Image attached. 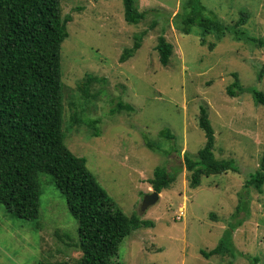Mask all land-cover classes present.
<instances>
[{
    "label": "rangeland",
    "instance_id": "374dc122",
    "mask_svg": "<svg viewBox=\"0 0 264 264\" xmlns=\"http://www.w3.org/2000/svg\"><path fill=\"white\" fill-rule=\"evenodd\" d=\"M187 2L136 0L147 18L133 26L122 0H61L63 16L73 17L61 48L65 144L86 159L117 208L153 223L121 243L115 264H264V186H245L264 155V106L253 99L254 91L264 92V0H202L205 14L226 27L223 38L198 26L182 33L176 22ZM141 33V48L120 63ZM162 34L174 47L167 67L156 49ZM232 74L241 87L233 97ZM89 75L97 81L85 88ZM120 102L131 110L113 114ZM201 107L214 130L215 157L233 160L238 172L203 177L193 189L184 158L196 160L205 145ZM157 168L177 180L143 211ZM40 183L38 219L15 218L0 204V264H76L82 257L79 224L64 195L51 175L41 174ZM240 204L244 221L232 233V253L204 258L230 230Z\"/></svg>",
    "mask_w": 264,
    "mask_h": 264
},
{
    "label": "trees",
    "instance_id": "16d2710c",
    "mask_svg": "<svg viewBox=\"0 0 264 264\" xmlns=\"http://www.w3.org/2000/svg\"><path fill=\"white\" fill-rule=\"evenodd\" d=\"M125 21L138 26L147 13L138 9L136 0H122ZM202 0H188L184 13L177 16L181 32L189 35L194 26L204 35L225 36L226 27L217 19L208 17ZM71 15L64 17L61 0H0V204L15 218L32 221L40 214V175L49 174L57 189L64 195L70 214L79 224V244L82 257L76 264H115L121 243L133 232L153 226L138 216L128 217L117 208L114 200L89 171L85 158L76 156L65 144L63 132V73L62 44L69 38ZM244 17L235 25L239 29ZM236 37L240 39L239 35ZM144 33L136 36L135 45L126 49L120 63H126L141 48ZM204 39L201 44H204ZM215 45H211L213 50ZM159 61L167 67L174 47L164 34L156 47ZM228 88L230 96L241 89L237 74ZM89 75L85 88L96 82ZM257 106H264V92L254 91ZM131 110L120 102L113 110L119 113ZM77 121V119H75ZM98 121L92 122L95 127ZM199 128L205 133L204 147L197 159L184 158L190 173V187L196 189L203 177L220 173L238 172L233 160H218L214 154L215 135L207 110L200 109ZM161 136L173 140L163 130ZM94 137H100L96 129ZM177 177L164 168L155 170L150 185L157 193L169 189ZM262 192L264 186V155L258 172L246 182ZM234 224L230 225L217 248L204 258L232 253L233 237L244 221L240 217L242 205L236 210ZM239 218L238 220L236 218ZM235 251V250H234ZM39 264H69L67 262H40Z\"/></svg>",
    "mask_w": 264,
    "mask_h": 264
},
{
    "label": "water",
    "instance_id": "95a60500",
    "mask_svg": "<svg viewBox=\"0 0 264 264\" xmlns=\"http://www.w3.org/2000/svg\"><path fill=\"white\" fill-rule=\"evenodd\" d=\"M160 198V194L157 192H153L151 195L147 196L142 205V210H147L151 205H154Z\"/></svg>",
    "mask_w": 264,
    "mask_h": 264
},
{
    "label": "built area",
    "instance_id": "2783aa9c",
    "mask_svg": "<svg viewBox=\"0 0 264 264\" xmlns=\"http://www.w3.org/2000/svg\"><path fill=\"white\" fill-rule=\"evenodd\" d=\"M182 216H183V214H181V216H180V217L178 216V218H177V219L181 220V219H182Z\"/></svg>",
    "mask_w": 264,
    "mask_h": 264
}]
</instances>
